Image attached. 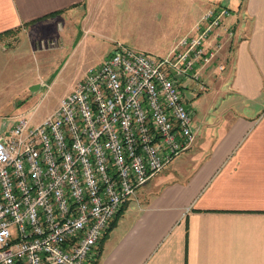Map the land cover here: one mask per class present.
I'll return each instance as SVG.
<instances>
[{
	"label": "built area",
	"instance_id": "built-area-1",
	"mask_svg": "<svg viewBox=\"0 0 264 264\" xmlns=\"http://www.w3.org/2000/svg\"><path fill=\"white\" fill-rule=\"evenodd\" d=\"M228 16L206 8L161 59L116 46L37 126L15 119L0 136V264H95L118 210L194 142L181 91L223 70Z\"/></svg>",
	"mask_w": 264,
	"mask_h": 264
},
{
	"label": "crops",
	"instance_id": "crops-1",
	"mask_svg": "<svg viewBox=\"0 0 264 264\" xmlns=\"http://www.w3.org/2000/svg\"><path fill=\"white\" fill-rule=\"evenodd\" d=\"M94 2L0 0V44L56 17L69 23ZM201 2L190 4L197 16L183 35L204 11ZM237 9L224 20L233 33L215 58L223 70L202 73L208 98L232 99L223 106L224 121L213 123L222 131L197 134L190 117L191 148L118 210L95 264H264V0H241ZM252 103L259 112L237 111Z\"/></svg>",
	"mask_w": 264,
	"mask_h": 264
},
{
	"label": "rangeland",
	"instance_id": "rangeland-1",
	"mask_svg": "<svg viewBox=\"0 0 264 264\" xmlns=\"http://www.w3.org/2000/svg\"><path fill=\"white\" fill-rule=\"evenodd\" d=\"M240 1L202 0L200 7L205 10L214 5L224 6L234 18L240 13ZM192 3L193 0H95L91 11L86 10L69 23L56 17L26 28L19 39H2L0 136L7 134L17 117L25 118L29 127L41 123L59 99L83 79L85 72L97 67L116 46L139 50L153 59L166 56L197 16L191 14ZM181 96L190 110L196 133L222 131L219 123H213L224 121L223 106L232 102L228 95L211 100L207 88L196 96L182 90ZM257 108L252 103L237 111L248 116L250 111L259 112ZM185 153L172 158L156 175L169 172Z\"/></svg>",
	"mask_w": 264,
	"mask_h": 264
},
{
	"label": "trees",
	"instance_id": "trees-1",
	"mask_svg": "<svg viewBox=\"0 0 264 264\" xmlns=\"http://www.w3.org/2000/svg\"><path fill=\"white\" fill-rule=\"evenodd\" d=\"M9 33H10V32H5L3 35L7 36V35H9ZM13 33H14V32H13ZM0 35H1V34H0ZM116 215H117V214H116ZM116 215H115L114 219L116 218ZM113 222H114V221H112V223H110V226H109V227H111V226L113 225Z\"/></svg>",
	"mask_w": 264,
	"mask_h": 264
}]
</instances>
